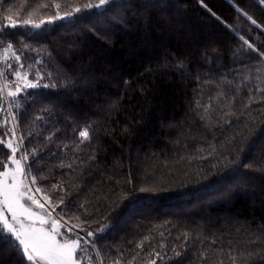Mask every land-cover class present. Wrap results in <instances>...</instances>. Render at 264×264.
<instances>
[{
    "label": "trees",
    "instance_id": "1",
    "mask_svg": "<svg viewBox=\"0 0 264 264\" xmlns=\"http://www.w3.org/2000/svg\"><path fill=\"white\" fill-rule=\"evenodd\" d=\"M86 2L0 0V23L8 15L28 19L30 11L39 23L56 15L54 3L63 14ZM158 2L165 6L113 0L70 20L0 34V45L11 41L25 64L42 59L37 67L53 72L44 83L58 85L30 89L41 94L39 102L21 98L24 107L11 108L20 113L18 134L32 132L25 147L44 145L40 170L33 166L30 174L48 177L36 186L53 202L64 193L52 192V185L63 182L66 199L85 203L87 214L75 211L81 219L69 221L80 236L109 226L96 239L105 264H127L134 256L133 264H232L230 253L236 264H264V92L257 91L264 89V60L235 34L264 52V31L236 11L239 6L264 25V6L255 0ZM5 65L1 70L14 81V69ZM65 79L71 87L59 86ZM43 107L45 119L33 124ZM88 125L91 143L77 152L78 132ZM11 127H0V137ZM56 128L54 141L46 142ZM10 154L0 145V160L7 163ZM70 163L72 169L59 167ZM145 236L151 239L137 248ZM86 247L95 261L96 252ZM5 249L10 255L0 254V264H25L0 243V253ZM154 250L162 258L150 255Z\"/></svg>",
    "mask_w": 264,
    "mask_h": 264
},
{
    "label": "snow or ice",
    "instance_id": "2",
    "mask_svg": "<svg viewBox=\"0 0 264 264\" xmlns=\"http://www.w3.org/2000/svg\"><path fill=\"white\" fill-rule=\"evenodd\" d=\"M24 2L27 3V0H24ZM255 2L260 6H264V0H255ZM112 3L113 0H88V2L80 6L72 7L71 11L64 12L63 14L59 11L61 5L59 3H54L53 6L57 9L56 15L49 16L47 19H41L39 23H36L30 18L32 15L31 11L28 13V19H21L19 21L14 20L13 15H8L3 18L6 23H0V34H3L7 28L31 27L39 29L45 24H55L58 20H70L76 14L86 10L107 8L112 5ZM160 6L165 5L159 3L158 0H151V3L148 4L150 8ZM204 6L207 7L206 5ZM42 7L47 8L49 5L44 4ZM8 11L11 12L12 10L8 9ZM209 11L211 10L209 9ZM236 11L239 15L245 17L252 26L264 31V25L259 24L247 11H244L239 6H236ZM212 14L215 15V13ZM227 27L232 28L231 25H227ZM251 30V28L248 29V31ZM233 31L235 32V29H233ZM235 34L243 41L242 47H246L251 50L252 53L260 57L261 60H264V52L259 51L254 44L241 36L239 32H235ZM21 47L36 51V49L31 48L26 42H21ZM0 60L7 64L9 70L14 69L12 74L16 77L14 81H8L5 72L0 70V79L4 81L0 83V111L5 110L3 102L8 100V117H10V121L6 118L0 123V127H7L9 123L12 125L8 132L0 137V145L6 147L11 153L7 156L8 163L0 160V167L5 169L4 171H0V243L6 246L10 245L11 249L17 253L25 264H84L85 260L87 264H105V258L101 256L100 251L96 248V239L98 234L105 233L109 226L103 224L92 231L85 229V236H80V234L75 231L78 226L70 225L69 221L73 219L79 221L81 219L80 215L75 214V211L82 210V214H87L85 203L77 204L70 199H66L68 193L64 189L63 182L52 185V192L59 190L64 193L56 202L52 201L49 192L36 186L39 181L48 179L47 176H40L38 180L37 176L30 174L33 166H36L38 171L40 170L39 160L42 158L40 153L43 151L44 145L31 149L25 147V141L32 136V132H29L27 136L18 134L17 129L21 123L20 113L11 111L12 107L17 109L24 107L21 98L26 101L30 100L31 105H35L39 102L38 97L41 94L29 92L30 89L36 90L58 87L55 81L52 83H44L45 79L51 80L53 72H42L40 68L37 67V65L43 63L42 59H37L30 64H25L22 55L17 54V49L11 41H8L3 48H0ZM9 60H14L15 64L8 63ZM177 67L183 68V65L178 64ZM58 71L60 70L58 69ZM257 71H260V69H257ZM249 78V76L244 77L245 80ZM257 79H260V77H257ZM72 84L73 82L71 79H65L59 86L67 88L71 87ZM257 91L264 92V89L258 88ZM220 95H223V93ZM262 99H264V97H262ZM253 102L254 99L250 97L249 105ZM247 106L248 105H246V107ZM113 107H115V105H113ZM208 107H210V105L205 106V111H207ZM37 111L40 114L32 118L33 124L37 121H43L45 119V114L49 110L47 107H43ZM90 127L91 125L85 126L78 132L80 140L79 143L75 145V150L77 152L84 151V148L81 146L85 143H91L92 137L89 131ZM58 132H60L59 128H56L55 131H50L45 137V141L49 143L53 142ZM8 136L15 137V142L12 139H6ZM65 147H67V145H65ZM88 160H95V156L89 155ZM9 163L14 165V167H9ZM81 163H83V161H81ZM59 167L72 169L73 164H61ZM9 180L11 183L8 182ZM141 191H147V189H141ZM37 193L42 194L44 203L41 202V199L37 198ZM45 204H47L48 207H45ZM69 205H72V207L70 208ZM34 207L39 209V211H34ZM57 208H61V212L53 215ZM64 209H68V211L65 212ZM65 215L68 216L67 220L65 219ZM79 227H83V222H81ZM61 229H66L67 233L74 235L75 238H71V236L61 231ZM161 235L163 234L161 233ZM150 239V236H145L144 239L137 244V248L142 249L145 242ZM184 239L186 241L188 240L187 234H184ZM89 245L96 252L95 261L91 255H86L88 250L86 246ZM161 247H163V245H161ZM0 254L10 255L7 249ZM153 254L156 258H162L160 252H155L154 250V253H150V255ZM182 255V252L175 251V257H180ZM201 255L203 256L204 253H201ZM240 257L246 258V254L240 253ZM230 259L232 264H236L237 256L231 255L230 253ZM135 260L136 257L134 256L127 264H133ZM112 264H122V262L120 259H116ZM148 264H157L156 259L150 260Z\"/></svg>",
    "mask_w": 264,
    "mask_h": 264
},
{
    "label": "rangeland",
    "instance_id": "3",
    "mask_svg": "<svg viewBox=\"0 0 264 264\" xmlns=\"http://www.w3.org/2000/svg\"><path fill=\"white\" fill-rule=\"evenodd\" d=\"M5 45H6V43L1 44V45H0V48H3ZM1 61H2V60H0V70H1V66H3V67L6 66V65H5L6 63H5V62L3 63V62H1ZM2 63H3V64H2ZM4 68H5V67H4ZM0 82L3 83V82H4L3 79H0ZM6 91H7V90H6ZM4 102H6V103L8 104V100H5ZM4 102H3V107H4L5 110H4V111H0V119H5V118H3V117L1 116V114H3V113L5 114V116H8V109H9V106H7V107L4 106ZM9 118H10V117H9ZM15 139H16V138H15ZM15 139H13L14 142H15ZM7 163H8V162H7ZM8 166H9V167H14V165H11L10 163L8 164ZM4 170H5L4 168H3V169H0V171H4ZM8 182L11 183L10 180H9ZM36 196H37L38 199H41V202H42V203H44V201H43V199H42V196H40L38 193L36 194ZM45 207H48V205L45 204ZM33 210H34V211H39V209H37V208H35V207L33 208ZM49 210H51V209H49ZM53 215H55V212L53 213ZM124 220H127V219L124 218ZM122 221H123V220H122ZM62 223H63V222H62ZM61 231L65 232V233L67 232L66 229H61ZM66 234L68 235L69 233H66ZM71 238H75V237H71Z\"/></svg>",
    "mask_w": 264,
    "mask_h": 264
}]
</instances>
